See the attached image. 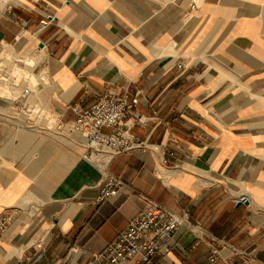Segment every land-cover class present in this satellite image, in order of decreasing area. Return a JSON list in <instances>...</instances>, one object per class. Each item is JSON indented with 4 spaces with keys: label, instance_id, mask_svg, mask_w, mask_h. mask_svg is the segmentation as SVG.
I'll use <instances>...</instances> for the list:
<instances>
[{
    "label": "crops",
    "instance_id": "0c3cea01",
    "mask_svg": "<svg viewBox=\"0 0 264 264\" xmlns=\"http://www.w3.org/2000/svg\"><path fill=\"white\" fill-rule=\"evenodd\" d=\"M0 57L29 78L0 93V264H98L149 200L190 221L153 264H264V0H0ZM108 93L138 98L123 127L146 145L99 202L72 106Z\"/></svg>",
    "mask_w": 264,
    "mask_h": 264
},
{
    "label": "built area",
    "instance_id": "2783aa9c",
    "mask_svg": "<svg viewBox=\"0 0 264 264\" xmlns=\"http://www.w3.org/2000/svg\"><path fill=\"white\" fill-rule=\"evenodd\" d=\"M11 17L16 15L9 12ZM33 91L30 86L25 87L15 97V109L27 112L30 124L34 125L35 118L44 115L41 109L28 108L26 100ZM138 101L137 97L129 98L125 94L108 93L95 100L89 107L72 106L76 112L73 127L84 137L82 157L100 166L105 171V181L100 189L98 201H103L120 193L124 180L111 172L108 168L111 160L120 153L136 148H144L145 143L135 134L123 127L126 120L131 118L133 108ZM34 113V116H31ZM47 117L55 128L62 129L64 121ZM142 121V117L136 122ZM12 213H6L0 218V238L13 221ZM190 222L187 216L177 215L167 206L157 201L149 200L118 235L110 241L98 254V264H153L155 258L167 252L177 230L185 223ZM217 246H229L236 253H241L222 238H215ZM218 251L210 255V259L217 258ZM42 253L32 257H22L18 264H36ZM232 264H249L245 259Z\"/></svg>",
    "mask_w": 264,
    "mask_h": 264
},
{
    "label": "rangeland",
    "instance_id": "374dc122",
    "mask_svg": "<svg viewBox=\"0 0 264 264\" xmlns=\"http://www.w3.org/2000/svg\"><path fill=\"white\" fill-rule=\"evenodd\" d=\"M27 55H29V54H27ZM11 57L13 58V56H11ZM35 57L36 58L38 57V59H37L38 61L36 62V65L40 66V59L39 58L41 56L35 52ZM26 59H27V57L24 58V63H25V65H28V63H27L28 59L27 60ZM21 62H23V61L19 62V61L15 60V62H13V64L8 69L6 61L4 59H1V57H0V93L1 94H10V93H6V92L10 91L11 83L14 82V84H22L25 81V79L29 80V78L27 76H23V77L19 78V77H17V75L16 76L12 75V72H13L12 69L16 65V63H19L20 65H24V63L22 64ZM6 69L8 70V74H6L4 72Z\"/></svg>",
    "mask_w": 264,
    "mask_h": 264
},
{
    "label": "water",
    "instance_id": "95a60500",
    "mask_svg": "<svg viewBox=\"0 0 264 264\" xmlns=\"http://www.w3.org/2000/svg\"><path fill=\"white\" fill-rule=\"evenodd\" d=\"M244 201H247L246 199H244Z\"/></svg>",
    "mask_w": 264,
    "mask_h": 264
}]
</instances>
